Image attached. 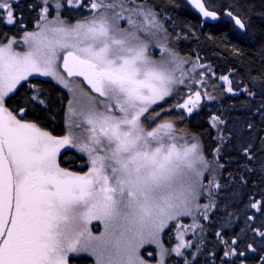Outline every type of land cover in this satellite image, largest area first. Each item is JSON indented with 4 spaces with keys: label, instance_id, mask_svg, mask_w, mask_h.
Wrapping results in <instances>:
<instances>
[{
    "label": "snow or ice",
    "instance_id": "obj_1",
    "mask_svg": "<svg viewBox=\"0 0 264 264\" xmlns=\"http://www.w3.org/2000/svg\"><path fill=\"white\" fill-rule=\"evenodd\" d=\"M126 3L131 0H55L53 15L49 0H39L35 7L29 5L38 11L35 30H27L14 7L18 0H0V24L19 25L23 33L20 40L0 33V264H69L70 254L78 253L94 256L95 264H152V254L146 259L141 249L153 244L159 248L156 264H165L172 253L183 257V264H197L196 255L206 246L200 220L211 213L233 226L237 194L233 190L230 197L221 196L229 184L217 179L220 173L222 179L234 180L231 173L222 176L223 147L209 152L215 161L210 162L201 141L178 129V121L162 117L175 109L191 114L200 107L202 90L192 89L206 83L198 68L211 66L193 61L185 68L189 59L170 46L168 30L156 19L163 13ZM190 4L215 22L220 21L221 8H234L212 0H190ZM223 17L238 30L246 29L245 19L232 10L223 12ZM22 44L27 50L16 51L14 45ZM154 47L160 49L158 58ZM260 58L264 59V51ZM29 77H52L69 89L67 135L55 136L40 127L39 122L49 118L50 94L43 85L25 88ZM80 77L92 92L77 83L75 78ZM219 79L228 83L226 93L236 95L228 76ZM250 80L256 91L243 88L241 93L264 97V73ZM183 85L187 93L181 91ZM182 96L187 97L183 103L163 106ZM204 96L217 99L207 92ZM255 114L264 121V103ZM211 119L219 122L218 127L226 124L219 116ZM254 132L252 123L247 124L246 135L237 126L231 136L219 135L218 142L226 147L235 138L238 151L264 174V157L255 156L264 152V137L257 148ZM62 150L73 163L75 156L86 153L84 166L90 164L89 170L78 174L62 168L58 162ZM256 168L244 164L241 170L252 174ZM235 180L247 183L243 177ZM205 194L208 203L201 204ZM244 207V227L236 239L225 240L223 226L214 233L225 248L223 256H237L241 264L247 257L237 249L248 233L259 238L264 251V231L253 228L255 217L247 215L248 209L255 210L264 227V204L250 201ZM189 216L192 223L180 225L175 247H165L161 234L166 229L171 233ZM93 220L103 223L99 236L89 228ZM187 231L199 236L194 251H187L194 247L184 239ZM246 247L256 252L251 244ZM258 259L264 264V256Z\"/></svg>",
    "mask_w": 264,
    "mask_h": 264
},
{
    "label": "trees",
    "instance_id": "obj_2",
    "mask_svg": "<svg viewBox=\"0 0 264 264\" xmlns=\"http://www.w3.org/2000/svg\"><path fill=\"white\" fill-rule=\"evenodd\" d=\"M137 2H144L148 4L156 14L160 21L165 25V28L176 37H180L181 41L175 42L176 51L184 57L189 59V63L185 68L191 67V62L195 61L198 65L211 66L210 68H198V72L202 73L206 83L195 84L194 89L205 87L209 90L210 95L220 92L222 76H228L232 81V86L236 95L226 93L222 97L214 100H205L202 105L189 118L185 117L181 110L175 109L170 114L165 115L164 120H176V127L185 130L186 133L192 137L197 138L202 142L204 148V155L210 162H215L209 152H214L216 148L223 147L219 163L223 164L222 176L227 177L229 173L232 174L233 182H228L221 178V174H217V179L223 185L228 183L229 187L223 188L220 195L223 197H230L233 190L237 194V203L234 206V216L231 221L232 227L223 224V221L217 220L216 217L209 214L207 220H200V223L205 225V245L201 248V253L196 255L197 264H241V259L237 256L224 257L223 252L225 248L219 243V238L215 236L216 231H221L225 240L236 239L240 235V229L244 227L243 215L245 213V205L250 201H261L264 204V174L256 168V165L251 164L238 151L237 140L233 138L232 142L226 147L218 142V136H231L237 126L245 129L247 134V124L252 123L256 132L252 136L256 140V147L259 146V141L264 137V121L259 115L255 114V109L261 103H264V97L255 96L248 97L241 93L243 88H253L250 77L259 76L264 73V59L260 58V53L264 51V0H212L216 5H234L233 9L227 7L220 9V21L216 23L204 22L196 13H194L184 0H135ZM39 0H18V4L14 5L19 14L23 17V27L27 30H33V24L37 16V11L29 8V5L35 7ZM51 5L50 11L55 14V0H49ZM71 7V6H69ZM232 10L234 14H239L242 19L246 21L247 34H242L234 26L231 20H226L223 17V12ZM62 15L69 20L74 21L73 16L65 13L61 9ZM21 26L3 25L0 24V33H6L8 37H21ZM197 56L200 58L197 60ZM33 81L39 89L41 85L50 94V112L49 118L39 122L40 127L51 132L55 136L66 135L67 120H68V100L69 94L65 89L55 84L47 78H29ZM33 87L31 85H25ZM21 92L24 88L20 89ZM178 101V100H177ZM174 99H169L164 103V107H170L171 104L177 102ZM251 108V111L247 109ZM159 108H157V111ZM184 116L183 120L179 116ZM219 116L226 122L224 126L218 127L219 122H213L212 117ZM31 122H37L30 116L28 118ZM184 133L178 132V137H184ZM184 140V139H182ZM191 142V141H189ZM183 143V142H182ZM58 157V162L62 168H68L83 174L89 170V165L81 166L80 163L86 161L82 156H75V162H70L67 157L63 155ZM257 160L264 157V152L255 153ZM229 161L230 163H226ZM244 164L256 168L252 174H245L241 170ZM243 177L246 184H239L235 178ZM207 183V180H205ZM204 198L200 200L204 204ZM208 203V200L207 202ZM219 215V214H217ZM247 215L254 216L255 221L252 224L253 228H259L264 231V227L260 224V215L255 210L248 209ZM94 220L93 222H95ZM214 223V227L210 224ZM199 231V230H197ZM165 235V234H164ZM167 237L164 242L168 243ZM189 240L192 241L194 247L187 251H194L195 246L199 243V236H194L191 232ZM259 238L254 237L248 233L244 237V243L240 245L237 252H244L247 257L243 264H259V257L264 256V251L260 250ZM251 244L256 252H251L246 247ZM144 256L148 252L143 249ZM171 257L167 264H183V257ZM191 258V257H189ZM69 264H92L91 259L85 254H70Z\"/></svg>",
    "mask_w": 264,
    "mask_h": 264
},
{
    "label": "rangeland",
    "instance_id": "obj_3",
    "mask_svg": "<svg viewBox=\"0 0 264 264\" xmlns=\"http://www.w3.org/2000/svg\"><path fill=\"white\" fill-rule=\"evenodd\" d=\"M136 5H140L141 6V8H142V10H144V11H151V12H153V13H155L154 12V10L148 5V4H146V3H144V2H137V1H135V0H131V3H126V7H135ZM156 14V13H155ZM124 15L125 16H127L128 15V13L127 12H125L124 13ZM139 19H142V17H138ZM156 19L157 20H161V19H159L158 18V15H156ZM162 21V20H161ZM72 22H75V21H72ZM122 26H125V27H127L128 25H127V22L126 21H123L122 22ZM164 27H165V25H164ZM33 30H35V29H33ZM168 33H169V44H170V46L171 45H174L175 44V42H179V41H181V38L180 37H176V35H175V33H172L171 31H169L168 30ZM21 34H23V33H21ZM145 36L147 35V33H145L144 34ZM9 38H13V39H15V40H20L21 38H22V36L21 37H9ZM174 43V44H173ZM14 48H15V50L16 51H18V52H23V51H26L27 50V45H24V44H22V45H19V46H16V45H14ZM175 50H176V48H175ZM152 51L154 52V53H156V56L154 57V58H158V54H159V51H160V49L158 48V47H154L153 49H152ZM185 67V66H184ZM29 78H32V77H29ZM43 78H47V79H50L51 81H53L55 84H57L58 86H60V87H62L63 89H65L66 90V92L69 94V96H70V99L72 98V96H71V93L69 92V89L68 88H65L62 84H60V83H58L54 78H52V77H43ZM69 79H72V78H69ZM76 79V81H77V83L79 84V85H81L82 87H83V89L85 90V91H88V92H92V90H91V87H90V85H87L86 83H85V81H83L82 79H80V78H75ZM186 80H187V77H186ZM188 82H190V81H188ZM30 83H31V85L33 84V87L34 88H37V85L31 80L30 81ZM227 87H228V84H227V82H224L223 84H222V86H221V90H220V92H218V93H216V94H214V96L215 97H217V98H220V97H222L224 94H226V89H227ZM198 90H202V92L204 93V92H207L208 94H210L209 93V90H207L205 87H201V89L199 88V89H192V91L194 92V91H198ZM181 91L182 92H184V93H187L188 92V88L186 87V85H183V86H181ZM33 94H35V93H33ZM94 94V93H93ZM186 96H182V97H180L179 99H178V101L177 102H180L181 100H183L184 98H185ZM205 100L207 101V99H206V97H205ZM176 102V103H177ZM159 111V110H158ZM162 117H163V119H165V115L164 114H162ZM68 131H69V129H68V120H67V130H66V135L68 134ZM182 142H184V140H180V143H182ZM63 151V150H62ZM79 156H82V158L84 159V160H88V156H87V154L86 153H81V154H79ZM84 164V162H82V163H80L79 165H83ZM91 165L89 164V167H90ZM67 170H69V171H72V170H70V169H68V168H66ZM72 172H75V173H78V174H81V173H79V172H76V171H72ZM85 173V172H84ZM83 173V174H84ZM204 203H206L207 202V195L205 194V197H204ZM94 221V220H93ZM91 222V224L89 225V228H90V230H91V232H92V234L94 235V236H99L103 231H104V227H103V223H102V221H95V222ZM192 223V217H184L180 222H179V224H177V228L176 229H173L172 231H171V233H169L168 232V230L166 229L165 230V232L164 233H162L161 234V239H162V241L164 242V238L165 237H167V238H169L168 239V243H165L164 242V245H165V247H167V248H169V249H171V248H173V247H175V244L178 242V237H177V230L180 228V225H188V224H191ZM71 226V225H70ZM191 232L192 231H187V232H185V235H184V239H185V241L187 242V241H190L189 240V236H190V234H191ZM165 234V235H164ZM143 249H145L148 253H151L152 254V264H156V261L157 260H159V248L157 247V245H155V244H153V245H145V247L144 248H142L141 249V254L143 253L142 251H143ZM78 254H85V255H87L90 259H91V261H92V264H95V260H96V258L94 257V256H92V255H90L89 253H78ZM143 255V254H142ZM175 255V253H172L170 256H166L165 257V264H167V261L171 258V257H173ZM176 256V255H175ZM145 258L146 259H148V256H145ZM175 258H179V257H175Z\"/></svg>",
    "mask_w": 264,
    "mask_h": 264
},
{
    "label": "water",
    "instance_id": "obj_4",
    "mask_svg": "<svg viewBox=\"0 0 264 264\" xmlns=\"http://www.w3.org/2000/svg\"><path fill=\"white\" fill-rule=\"evenodd\" d=\"M187 4H188V6L190 7V9L194 12V13H196L203 21H205V22H209V23H215V21H211L210 20V18H203L202 17V15L199 13V11L197 10V9H195L191 4H190V0H184ZM237 29V28H236ZM238 30V29H237ZM246 30V29H245ZM245 30H238V31H240V32H245ZM187 98V97H186ZM185 98V99H186ZM193 98H195L194 97V95H193ZM184 99V100H185ZM184 100L182 101V102H180V103H183L184 102ZM203 102V99H202V95H201V100H200V103H202ZM185 111V114H186V116L187 117H190L193 113H194V110H193V112L191 113V114H188L187 113V110L185 109L184 110Z\"/></svg>",
    "mask_w": 264,
    "mask_h": 264
},
{
    "label": "flooded vegetation",
    "instance_id": "obj_5",
    "mask_svg": "<svg viewBox=\"0 0 264 264\" xmlns=\"http://www.w3.org/2000/svg\"><path fill=\"white\" fill-rule=\"evenodd\" d=\"M80 79H82L83 81H84V79L82 78V77H80ZM85 83H86V81H85ZM87 84V83H86Z\"/></svg>",
    "mask_w": 264,
    "mask_h": 264
}]
</instances>
